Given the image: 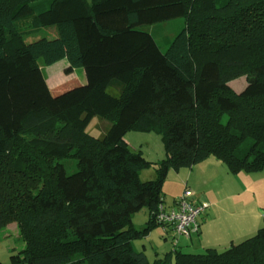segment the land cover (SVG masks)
I'll list each match as a JSON object with an SVG mask.
<instances>
[{
	"label": "trees",
	"instance_id": "1",
	"mask_svg": "<svg viewBox=\"0 0 264 264\" xmlns=\"http://www.w3.org/2000/svg\"><path fill=\"white\" fill-rule=\"evenodd\" d=\"M62 58L87 80L67 104L45 74ZM95 116L103 137L85 131ZM131 130L162 135L153 179ZM211 156L264 169V0H0V229L15 222L24 242L10 264H264V225L222 250L180 245L211 206L187 181L208 209L186 234L158 219L184 190L165 204L169 170ZM158 225L172 249L150 262L134 239Z\"/></svg>",
	"mask_w": 264,
	"mask_h": 264
},
{
	"label": "rangeland",
	"instance_id": "2",
	"mask_svg": "<svg viewBox=\"0 0 264 264\" xmlns=\"http://www.w3.org/2000/svg\"><path fill=\"white\" fill-rule=\"evenodd\" d=\"M43 35L56 36V27H46ZM38 37L40 36L29 37L28 40L31 41ZM68 65L69 60L62 58L45 67L48 84L53 87L57 96L62 98L65 104L77 95L76 90L79 87H83L87 83L82 66H75L69 73L65 71ZM246 82V75H241L234 78L230 84L235 92H240L245 87ZM73 91L75 92L73 93ZM109 123L108 119L95 116L85 131L94 136L103 137L105 130H107L106 127L110 125ZM125 139L133 149L141 151L149 161H152L150 165L140 170V179L145 181L155 178L158 162L166 155L162 135L155 131L131 130L125 134ZM204 164H207V168L202 170L201 176H198L199 170ZM219 164L224 167L221 168ZM247 174L249 177L245 176ZM256 178L262 179L256 183ZM186 181L188 186L190 185L189 187L195 189L197 201L212 199L210 195L216 197L220 193L226 196L225 200L216 208L218 210L217 216L213 207L207 211L209 214H204V222L211 219L216 220L215 225L209 226L207 239L210 241V246L219 250L225 249L232 242L239 243L254 235L258 228L264 225V169L256 172L232 174L224 163H215L211 159L197 162L192 167L182 166L179 170L171 168L163 185L166 205L172 204L175 196L184 189ZM203 217L200 215L199 221ZM252 220H257V224L250 225ZM146 221L147 212L145 208L133 214V222L136 226L143 228L147 223ZM198 239L196 236V240ZM172 241V237L165 239V233L158 225L153 227L147 236L134 239V246L138 250H144L149 261L153 262L160 255L159 253L172 249ZM194 245L191 246L192 249L195 247L194 251L203 250L204 246L200 245L199 242H195ZM23 246L24 242L19 238L15 222H11L0 229V260L3 264H10L11 249H18Z\"/></svg>",
	"mask_w": 264,
	"mask_h": 264
},
{
	"label": "built area",
	"instance_id": "3",
	"mask_svg": "<svg viewBox=\"0 0 264 264\" xmlns=\"http://www.w3.org/2000/svg\"><path fill=\"white\" fill-rule=\"evenodd\" d=\"M191 190L185 188L181 193L178 201L177 208L166 209L161 205L158 219L163 222L171 223L175 226V231L179 233H188L191 225L196 223V218L202 212L206 211L209 203L202 201L199 203L192 202L189 198Z\"/></svg>",
	"mask_w": 264,
	"mask_h": 264
},
{
	"label": "crops",
	"instance_id": "4",
	"mask_svg": "<svg viewBox=\"0 0 264 264\" xmlns=\"http://www.w3.org/2000/svg\"><path fill=\"white\" fill-rule=\"evenodd\" d=\"M48 79V78H47ZM48 81V80H47ZM49 86H50V88H51V90H52V92H53V94L55 95V96H57V93L54 91V89H53V87H51V85L49 84ZM110 124V123H109ZM108 125V124H107ZM109 126V125H108ZM108 127H106V129H107ZM106 131V130H105ZM212 157V156H211ZM211 157H208L207 159H211V161H213V162H215V163H220L216 158H211ZM213 159V160H212ZM220 165V167L222 168V167H224V166H222L221 164H219ZM205 168H207V164H204V166L202 167V168H200V170H199V173H198V176H201V174H202V170L203 169H205ZM246 177H249V175L247 174V175H245ZM262 178H256L255 179V182L257 183V182H259L260 180H261ZM190 186V185H189ZM191 188V190L192 191H194L193 190V188L192 187H190ZM194 193H195V191H194ZM218 196V197H217ZM176 197V196H175ZM210 198H212V199H205V200H207L210 204H211V206H210V208L211 207H213V209L214 210H216V208H217V206L218 205H220V203H222L224 200H225V198H226V196L225 195H223V194H217L216 195V197H212L211 195H210ZM259 207V206H258ZM209 208V209H210ZM208 209V210H209ZM217 211L218 210H216L215 211V213H216V216H217ZM206 214H209L208 212H206ZM205 214V215H206ZM205 215H203L204 217L203 218H201V226H200V231H199V233H193L191 236H190V238L189 237H182L181 238V240H180V245H184V246H187V247H189V248H191V246L193 247V246H195L194 245V243L195 242H199L200 243V245H202V246H210V244H209V240L207 239V237H208V235H209V226H213V225H215V223H216V220L215 219H211L210 221H203V219L205 218ZM209 216V215H208ZM236 216H237V214H236ZM235 216V217H236ZM250 219V218H249ZM257 220H252L251 222H250V225H256L257 223ZM211 230H212V228H211ZM212 233V232H211ZM196 236L199 238L198 240H196ZM195 248V247H194ZM0 262L2 263V261L0 260ZM3 264V263H2Z\"/></svg>",
	"mask_w": 264,
	"mask_h": 264
}]
</instances>
